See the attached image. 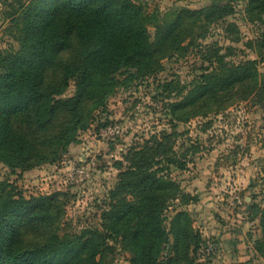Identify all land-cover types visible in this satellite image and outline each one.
I'll use <instances>...</instances> for the list:
<instances>
[{"label": "trees", "instance_id": "16d2710c", "mask_svg": "<svg viewBox=\"0 0 264 264\" xmlns=\"http://www.w3.org/2000/svg\"><path fill=\"white\" fill-rule=\"evenodd\" d=\"M16 3L8 17L21 25L19 47L0 51V162L23 169L54 160L77 139L119 85L118 72L129 79L154 74L162 58L187 50L197 27H203L206 37L208 26L232 11L231 4L220 0L182 7L154 21L150 40L149 17L135 0ZM249 5L264 10V0H249ZM217 50L206 57L216 64L199 74V83L169 103L177 120L205 114L202 105L215 96L227 98L239 88L246 89L244 95L257 90L256 60L224 62ZM70 81L73 92L61 97ZM261 84L264 90V80ZM59 118L63 121L56 123ZM41 133L45 136L37 140ZM173 134L153 135L123 156L128 164L108 189L100 228L61 235L53 227L62 216L59 192L25 198L0 186V264H102L113 242L129 252V264H192L190 249L199 245L200 236L190 229L188 212L175 209L169 226L164 223L170 202L196 199L163 173L185 165L173 150ZM260 221L256 246L263 253L264 209Z\"/></svg>", "mask_w": 264, "mask_h": 264}, {"label": "rangeland", "instance_id": "374dc122", "mask_svg": "<svg viewBox=\"0 0 264 264\" xmlns=\"http://www.w3.org/2000/svg\"><path fill=\"white\" fill-rule=\"evenodd\" d=\"M135 1L149 17L152 40L154 21L161 22L165 14L171 16L182 7L199 8L213 0ZM220 1L232 5L231 13L208 26L206 37L203 27H197L187 50L162 58L157 72L140 79L118 72L120 83L106 98L104 108L93 112L87 128L54 160L28 169L0 162L3 191L25 198L59 192L62 216L53 227L61 235L100 228L108 189L128 164L123 156L153 135L173 132V150L185 165H173L163 173L196 199L187 204H179L178 199L170 202L164 223L169 226L175 209L188 212L189 227L200 236L199 245L190 249L192 264H264V252L256 246L264 209V10L250 7L249 0ZM16 2L0 0L2 52L19 47L16 36L21 25L8 17L17 8ZM217 48L224 62L256 60L257 90L244 95L245 88H235L232 92H239L233 96L218 95L203 104L205 114L177 120L169 103L184 97L199 83V74L216 64L206 57ZM73 90L70 81L61 97ZM60 118L56 123L63 121ZM21 130L29 132L25 126ZM44 136L37 134L36 139ZM42 150L49 152L46 147ZM112 246L102 264H129V252L115 242Z\"/></svg>", "mask_w": 264, "mask_h": 264}]
</instances>
